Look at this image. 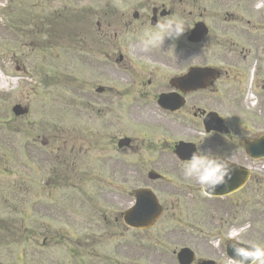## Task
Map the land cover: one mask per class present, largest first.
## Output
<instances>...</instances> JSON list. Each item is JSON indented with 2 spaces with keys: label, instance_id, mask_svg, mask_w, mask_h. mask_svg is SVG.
<instances>
[{
  "label": "flooded vegetation",
  "instance_id": "1",
  "mask_svg": "<svg viewBox=\"0 0 264 264\" xmlns=\"http://www.w3.org/2000/svg\"><path fill=\"white\" fill-rule=\"evenodd\" d=\"M147 18L148 14L135 17L131 15L123 23V31L129 35H135L136 28H143L142 36L128 38L124 42L125 47L129 48L127 51L132 53L134 63L124 55V47L113 49L117 33L111 30V24L106 21L103 27L97 23L95 40H98L101 45L97 53L99 58H93L95 55H92L91 50L87 52L88 59L79 58L80 62L85 63L88 73L93 74L95 79L85 85L92 87L88 89L89 92L81 88L79 96L72 99V114L76 118H85L86 115L90 118L94 102L107 104V100H111L102 95L104 92H109L108 88H111V94L118 97L117 100H128L127 103L116 101V109L110 112L109 116L113 119L115 126L136 129L138 130L136 134H140L144 140L138 141L128 136L115 140L116 177L112 181L117 183L116 191H103L102 182H97L95 185L100 186L99 192H87L83 195L89 213L88 221L94 228L106 225L109 209L113 215L110 221L123 227L120 216L132 205V191L140 188L150 189L161 198L167 193L169 195L167 202H163L159 197L163 214L180 206L183 212L180 216L182 223L180 225L164 223L153 228L150 245L146 248L140 247L139 255L135 252L133 254L135 259L132 261L136 262L137 258L141 257L148 264H171V255L164 251V245L187 244L196 251H204L218 238L220 228L229 229V221L231 218L234 220L236 211L235 194L225 199L203 201L201 186L194 179L185 178L182 170H176L185 162L174 155L178 142H191L195 144L196 150H210L226 156L229 163L249 170L250 180L255 171L259 175V180L263 182L264 159L252 158L245 152L242 143L264 136V71L261 65L264 58V47H262L264 43L252 42L247 45L249 47L231 50L225 54L218 50L213 54L212 64H208L205 59L207 53L202 51L201 54L199 48H188L181 36L165 37L161 46H149L145 49L142 41L150 38L146 33H152L157 24L155 23L152 27L150 23L148 24ZM77 35L79 42L89 44L95 42L86 28L78 27ZM145 63L159 65L164 68V71L153 72L145 67ZM190 64L216 70L215 81L210 89L193 92L177 90L175 79L182 76L183 69ZM221 64L233 67L234 71L224 72ZM171 72L176 75L172 76ZM96 83H100L104 92H97L99 86L95 87ZM155 86L163 87L159 93H178L185 100V105L173 112L161 110L157 106L154 108L148 97L149 90ZM244 86L252 90L253 100L245 99ZM75 100H84V102L78 106ZM253 106L254 111H252ZM202 112L219 114L228 128V133L197 134L198 127H201V132L204 131ZM85 120L89 121L87 118ZM158 133L162 135L157 137ZM156 137L158 145L155 141ZM121 138H125L124 143L119 142ZM59 142L58 139L55 145L58 150L61 147ZM57 164L60 165V162ZM141 168H153L156 171L153 173L158 174L159 178L150 180L149 172L146 177H143ZM76 171L78 174L87 175L81 180L82 188L87 190L92 187V177L97 174L92 151L86 150L84 158L74 162L67 170L70 174H75ZM256 182H258L257 179ZM124 187L129 192L124 193ZM251 189V181L245 183L241 189L243 193L240 195L242 204L239 211L246 212L245 200L250 195ZM172 216L169 214L167 217ZM97 237L101 239L100 235ZM45 241L46 238L43 239V243ZM141 249L145 250L141 251ZM117 250L122 253L120 246ZM92 257L108 264L106 254H93ZM115 264L119 263L115 261Z\"/></svg>",
  "mask_w": 264,
  "mask_h": 264
},
{
  "label": "rangeland",
  "instance_id": "2",
  "mask_svg": "<svg viewBox=\"0 0 264 264\" xmlns=\"http://www.w3.org/2000/svg\"><path fill=\"white\" fill-rule=\"evenodd\" d=\"M11 5L9 8L0 12V125L5 121L10 122V108L21 100L22 88L11 90L16 86L12 77L21 75L16 73L14 61L19 63L23 61L25 54L24 46L28 43L18 36L21 29L26 26L29 16L36 13L22 5L30 4L35 0H0L1 5ZM18 1L17 3H15ZM42 6V1H38ZM44 4V16H53L52 4ZM31 14V15H30ZM40 39H42L39 36ZM44 39H42L43 41ZM38 43L37 40L33 42ZM13 56L14 59L12 58ZM50 70V64H49ZM2 128V127H1ZM4 133V132H2ZM0 137V218L6 222H13V210L20 208V191L25 172L21 159V147L25 143L26 137L6 135ZM6 138V140H5ZM3 233L0 232V242ZM17 256V248L13 245L6 247L0 246V262L13 264V258Z\"/></svg>",
  "mask_w": 264,
  "mask_h": 264
},
{
  "label": "clouds",
  "instance_id": "3",
  "mask_svg": "<svg viewBox=\"0 0 264 264\" xmlns=\"http://www.w3.org/2000/svg\"><path fill=\"white\" fill-rule=\"evenodd\" d=\"M186 30L185 21L181 18L158 22L149 39L142 41L145 49L149 46H161L165 37L178 38ZM185 178L194 179L202 192L214 193L220 186L227 185L232 178L233 169L226 156L197 149L192 152L182 166ZM242 231V230H241ZM230 239H237L238 232H229ZM233 264H264V245L252 244L250 247L233 246Z\"/></svg>",
  "mask_w": 264,
  "mask_h": 264
}]
</instances>
